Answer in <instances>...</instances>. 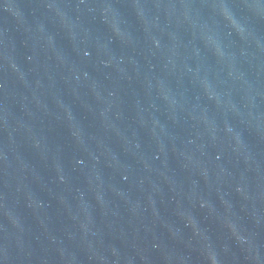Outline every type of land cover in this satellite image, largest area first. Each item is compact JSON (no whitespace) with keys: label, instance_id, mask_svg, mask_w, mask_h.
I'll use <instances>...</instances> for the list:
<instances>
[{"label":"water","instance_id":"95a60500","mask_svg":"<svg viewBox=\"0 0 264 264\" xmlns=\"http://www.w3.org/2000/svg\"><path fill=\"white\" fill-rule=\"evenodd\" d=\"M0 264H264V0H0Z\"/></svg>","mask_w":264,"mask_h":264}]
</instances>
